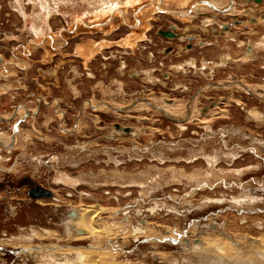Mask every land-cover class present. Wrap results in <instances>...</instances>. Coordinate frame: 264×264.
Returning a JSON list of instances; mask_svg holds the SVG:
<instances>
[{
    "label": "rangeland",
    "instance_id": "374dc122",
    "mask_svg": "<svg viewBox=\"0 0 264 264\" xmlns=\"http://www.w3.org/2000/svg\"><path fill=\"white\" fill-rule=\"evenodd\" d=\"M13 135L0 181L53 197L1 217V264H264V0H0V141Z\"/></svg>",
    "mask_w": 264,
    "mask_h": 264
},
{
    "label": "flooded vegetation",
    "instance_id": "af4514ba",
    "mask_svg": "<svg viewBox=\"0 0 264 264\" xmlns=\"http://www.w3.org/2000/svg\"><path fill=\"white\" fill-rule=\"evenodd\" d=\"M230 10L231 9H229V12H230ZM232 11H233V8H232ZM152 106L156 107V105H154V104H152ZM159 108L156 107V110L161 112L163 115L167 116V114L164 112L165 109L163 110V109H161V108L159 109ZM14 138H15V136H14ZM13 142L12 141L10 142L11 146H9L8 144H4L3 142H1V143L3 144L2 146H6V147L8 146L7 148H14L13 147L14 146ZM2 180H4V182L0 181V191L1 190L3 191V193L0 192V200H1L0 201V219H1V217L6 219V224L5 225H11L13 221H18L19 220L20 212L19 211L18 212L13 211L11 209V206L15 205V203L19 204V207L22 210L26 206L29 207L32 202L37 203L38 200H44V198H39V199L35 200L29 195L30 191L35 189L38 185L42 186L40 183H38L36 180L32 179L30 176H27V175L22 176L20 179H18V181L11 180L9 177H4ZM13 191L17 192V193L24 192L27 198L16 200V198L9 197V195ZM41 247H43V246L41 245ZM35 248H37V246L34 247V249ZM15 249L19 250L21 253L25 254L26 252L29 253L28 250H30L31 248L30 249H22V248L18 247V248H15ZM44 249H45V246H44ZM13 250L14 249H12V250H8L7 249V250H5L6 252H2L1 253V248H0V264H1V254L3 256H6L8 253H13ZM31 250H30V252H31Z\"/></svg>",
    "mask_w": 264,
    "mask_h": 264
},
{
    "label": "bare ground",
    "instance_id": "6f19581e",
    "mask_svg": "<svg viewBox=\"0 0 264 264\" xmlns=\"http://www.w3.org/2000/svg\"><path fill=\"white\" fill-rule=\"evenodd\" d=\"M231 9V8H230ZM169 39H173V38H169ZM219 86H224V85H218V87ZM242 86H244V89H246L251 95H253V96H256L255 95V93L249 88V87H246L245 85H242ZM144 102H146L147 104H150L147 100L145 101V100H140L138 103L139 104H142V103H144ZM178 104V103H177ZM167 105V104H166ZM173 106H174V104H173ZM173 106H171V107H166L165 108V111L164 112H168V113H171V114H174L175 113V109L173 108ZM156 107H158V106H156ZM159 108V107H158ZM160 109V108H159ZM181 108H179V110H180ZM163 111V110H162ZM177 111V110H176ZM178 113V112H177ZM163 115V114H162ZM175 115V114H174ZM165 116V115H164ZM165 117H167V118H169V119H171V120H178V119H176V118H173V117H169L168 115L167 116H165ZM119 129H121V130H123V128H119ZM19 130H20V126H16V130L14 131V135H16V137H17V134H18V132H19ZM13 135V136H14ZM11 139V138H10ZM10 139H4V141L5 140H10ZM1 140H3V139H1ZM14 141V138H13V140H12V142ZM20 142V141H19ZM0 145H3L1 142H0ZM9 145V144H8ZM10 146V145H9ZM6 147V146H5ZM8 147V146H7ZM14 147V146H13ZM44 199H51V198H44ZM105 214V213H104ZM96 215V214H95ZM100 215V214H99ZM91 216H93V214L91 215ZM91 218H93V217H91ZM76 220H79V219H76ZM81 220H83V227H84V230L88 233V235L90 234V235H92L93 236V234H95V227H93V225L94 224H91L92 222H91V220L89 219V218H85V219H82L81 218ZM74 223V222H73ZM77 223V222H76ZM95 226V225H94ZM101 226H103V225H101ZM121 227V226H120ZM74 229V228H73ZM75 230V229H74ZM78 230V229H77ZM79 231V230H78ZM100 232V231H99ZM103 232V231H102ZM78 233V232H77ZM86 237V236H85ZM101 237V236H100ZM97 239V238H96ZM12 243H14V242H12ZM19 243V242H18ZM25 243V242H24ZM28 243H29V241H28ZM39 243V242H38ZM20 244V243H19ZM19 244H17V243H14L13 245L14 246H17V247H19V248H21L22 246L24 247V248H28L29 249V247H30V245H19ZM197 244L198 245H200V246H206V248H205V252L206 253H208V252H213L214 251V253L215 252H224V250H223V244H221V243H216L215 245L213 244V245H210V244H205V241L203 242L202 240H199L198 242H197ZM2 245V244H1ZM56 245V244H55ZM4 246V245H3ZM2 246V247H3ZM21 246V247H20ZM42 246H43V244H42ZM48 246H50V245H48ZM54 247V246H53ZM23 248V249H24ZM44 249V246L43 247H41V245H40V247H37V249L35 248H32V250H31V255L32 254H41L43 251L44 252H46V250L48 251L49 249H47V247H45V249ZM56 249V248H55ZM54 249V250H55ZM66 249H68V248H60L58 251H54L56 254H61V256H66V259H68L69 257H68V255L69 254H74V252H72L73 250H76V249H72V247H71V249L72 250H70V249H68V250H66ZM257 249V248H256ZM51 250V249H50ZM49 250V251H50ZM62 250H64V251H62ZM77 252L74 254L75 255V257L78 259V262L80 263V264H120V263H117V262H105V261H103L102 260V258H101V254L99 253V254H96V253H93V252H89V255H87V256H85V257H83L84 256V252H80V251H78V250H76ZM53 252V253H54ZM86 253V252H85ZM45 254V253H44ZM55 254V255H56ZM43 255V254H42ZM39 256H41V255H39ZM54 257V256H53ZM105 257V256H104ZM32 258V257H31ZM37 258V257H36ZM56 258V257H55ZM63 258V257H62ZM72 258V257H71ZM101 258V259H100ZM110 259V258H109ZM48 261V260H47ZM51 261H53L52 259H51ZM34 262H35V260H34ZM54 264V263H53ZM60 264V263H59Z\"/></svg>",
    "mask_w": 264,
    "mask_h": 264
},
{
    "label": "water",
    "instance_id": "95a60500",
    "mask_svg": "<svg viewBox=\"0 0 264 264\" xmlns=\"http://www.w3.org/2000/svg\"><path fill=\"white\" fill-rule=\"evenodd\" d=\"M260 1L261 0H257V2H260ZM160 34L163 35L164 37H167V38H175V36H176V34H174L173 32H170V31H161ZM125 130L128 131L127 129H125ZM29 195L33 199L36 200L39 198H52L53 192L38 185L35 189L30 191Z\"/></svg>",
    "mask_w": 264,
    "mask_h": 264
},
{
    "label": "crops",
    "instance_id": "0c3cea01",
    "mask_svg": "<svg viewBox=\"0 0 264 264\" xmlns=\"http://www.w3.org/2000/svg\"><path fill=\"white\" fill-rule=\"evenodd\" d=\"M22 110H23V109H22ZM20 131H22V130H20ZM20 136H21L20 143H21L23 140H24L23 142H25L26 139L21 135V133H20ZM16 142H17V140H16V138H14V142H13L14 144H13V145H16ZM20 143H19V145H20ZM14 147H15V146H14ZM22 151H25V150H22Z\"/></svg>",
    "mask_w": 264,
    "mask_h": 264
}]
</instances>
